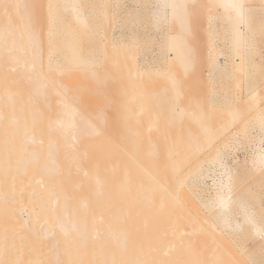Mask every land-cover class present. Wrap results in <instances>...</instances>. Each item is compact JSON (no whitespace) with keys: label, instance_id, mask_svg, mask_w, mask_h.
Masks as SVG:
<instances>
[{"label":"bare ground","instance_id":"6f19581e","mask_svg":"<svg viewBox=\"0 0 264 264\" xmlns=\"http://www.w3.org/2000/svg\"><path fill=\"white\" fill-rule=\"evenodd\" d=\"M45 1L42 11L0 0V264H253L264 254L247 250L264 234V205L254 208L264 187H234L230 173L208 198L201 186L217 173L208 164L225 171L223 150L239 135L246 173L264 183V81L243 89L238 79L217 111L185 92L197 65L211 82L255 75L250 38L264 32V0H141L156 32L145 42L111 30L139 17V0L134 12L124 0ZM203 9L211 39L199 54ZM154 39L157 55L140 63ZM155 80L166 87L144 91ZM90 92L107 104L85 102Z\"/></svg>","mask_w":264,"mask_h":264},{"label":"rangeland","instance_id":"374dc122","mask_svg":"<svg viewBox=\"0 0 264 264\" xmlns=\"http://www.w3.org/2000/svg\"><path fill=\"white\" fill-rule=\"evenodd\" d=\"M45 2H46L45 0H34L33 4L35 5L36 8L42 9V11H43L45 8ZM123 2L125 3L124 8L126 10L128 8H130L129 10H131L133 12L137 10L136 7H138L137 6L138 4L137 3L135 4L134 0H132V1L131 0H124ZM199 4L205 5L206 0H199ZM125 9H123L122 11L124 12ZM148 11H149V8L146 5H144V3L141 0H139V17H138V13H137V15H136L137 17L135 18L134 16H131L129 22L126 21V22H122V23H119V22L116 23L115 26H113V29H111L112 34H116V33L121 34L122 33L124 35V36L122 35L123 37H127L128 35H132L131 33H133V32H136L137 34L141 33V34H143V37L141 36L143 42H145V40H148L147 38H145L146 36H148V35H150L148 37L155 36L156 32L153 30H150L147 27V25L149 26V22L146 23V20L148 19ZM211 12L216 14L218 17V20H215V22L217 23L216 24L217 28H218V31H216V32H217V35L219 36V37L215 38V41L217 42L216 44L218 46L223 45V43L220 40L221 39L220 36L224 35L222 32V29H221V27H222L221 16L219 15V13L216 10H212ZM205 13L206 12L203 9V13H199V15H197V17H195L196 18L195 19L196 24L194 26H196V28H197V29H195L196 30L195 31L196 32V38H195L196 40L195 41H196V44H197V47L199 50V54L203 52L204 48H206V44L211 39V36L208 37L207 33L204 34L201 31L202 27L204 28L207 26ZM143 25H144V27H143ZM95 26H96V24H95ZM44 32H45V30L41 29L40 33L43 34ZM156 39H158V38L156 37ZM156 39H154L155 41H153L154 44L152 43V45L149 42L143 43V45H141V43L139 44V46L141 45L139 48L141 50H143L142 53L140 54V56H138V60L140 61V63L143 62V60L144 61L145 60H151L152 57L157 55L158 49H157V45L155 46V44L158 40L156 41ZM250 43L252 45L249 47V50H250L249 61L251 64H256V66L254 67V70H257L255 75L253 74L254 76L252 75L253 72L251 73V75H252L251 76L246 71L244 73L237 74V77H232L229 79H224L223 76L216 75L214 77L213 82H211L212 79L207 78L206 69H204L200 65H197L191 74L192 82L190 83V86L187 88V91L185 92L186 95L187 96L190 94H194L195 96L203 95L204 99H205L204 108L206 110L209 108V106L211 107V105H210L211 101H215L214 106L211 107L212 108L211 110L217 111L219 109V107L221 108V106H224L226 103H228L229 99L231 100L233 97H235L234 95L238 92V90H237L238 88L236 87L238 79H240L241 83H243V89L247 85H253L255 87H259L262 84V82L264 81V32L263 31H256L254 33V36H252L250 38ZM92 44H93L94 48L98 47L97 46L98 44L96 42H94ZM228 50H229V48H228ZM221 61L223 62V59H221ZM147 62H149V61H147ZM98 63L100 64V66L106 67L105 62L102 59H99ZM64 78L68 83H71L69 81H73V82H80L81 86H84L85 84L91 85V87L87 86L84 89V91H90V90L94 91L95 90V86L92 83H87L85 81V79L83 77H81L80 75L71 74V75L65 76ZM122 82H125V80L123 78H117L115 81H111V83H109V85H106V87L110 91V90H113L119 83H122ZM164 86L166 87L164 80H159V81L155 80L149 86H147L143 89H144V91H146V90L150 91V90L160 89L161 87H164ZM89 94L91 97L84 96L85 102H87V100H88L93 106L97 105V106H100V108H103L104 105L107 104L106 99L95 97L93 92H90ZM262 105L264 106V99H263ZM140 116H141V122L143 120H145L144 119V113H140ZM225 118H227V117L223 113L215 115L213 118L214 127L218 128L222 124H224L225 120H226ZM164 122H166V121H162L159 123H164ZM238 125H239V123H234L230 127L228 132L232 133V132L237 131ZM242 140H243L242 135H239L237 137V139L234 140V143L232 144L231 147H228L225 150H223V163H224L225 171L221 172L220 168H217L216 166H212L209 164L207 165V167H206L207 169L210 168L211 171L216 170L217 173H216V175H214V172L213 173L211 172L210 173L211 176L207 177L204 180V184L201 186V189L203 190V195L206 198L209 197L208 192L210 191V188L214 187L213 186L214 179L225 178L226 174H228V173H230L232 176H234V181H235L234 187H239V188L240 187H264V183L257 184L254 182V178L257 176L250 177L246 173L248 171V169H250L248 167V163H247L248 158H249L248 157L249 151L244 145H242L240 143ZM239 188H238V190H239ZM256 189L259 190V194L261 196H262V194L264 195V190H262L264 188H262V189L256 188ZM259 194H258V196L260 199L261 196ZM260 200H261V201H259L260 203L255 204L254 208H256L257 210H259L261 212V206L260 205L261 204L264 205V196H262V199H260ZM250 241L247 243V247H248L247 250L248 251H250V250L256 251L258 244H261V246H264V245H262L263 242H260V241H264V234L261 238H257L255 241L253 240V242H252V240H250ZM252 255L255 256V258H254L255 264H264V254L254 252Z\"/></svg>","mask_w":264,"mask_h":264}]
</instances>
